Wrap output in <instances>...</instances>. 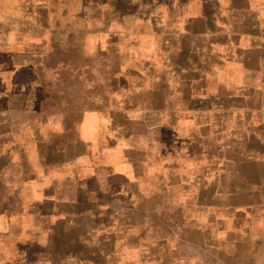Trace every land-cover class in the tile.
<instances>
[{
    "label": "crops",
    "instance_id": "obj_1",
    "mask_svg": "<svg viewBox=\"0 0 264 264\" xmlns=\"http://www.w3.org/2000/svg\"><path fill=\"white\" fill-rule=\"evenodd\" d=\"M57 1L107 102L0 58V264H264V0Z\"/></svg>",
    "mask_w": 264,
    "mask_h": 264
},
{
    "label": "rangeland",
    "instance_id": "obj_2",
    "mask_svg": "<svg viewBox=\"0 0 264 264\" xmlns=\"http://www.w3.org/2000/svg\"><path fill=\"white\" fill-rule=\"evenodd\" d=\"M63 4L64 14H68L67 7L75 9L70 1ZM65 21L57 0H0V58L12 50L25 49L36 59L45 57L46 66L37 75L52 91L55 105L84 110L102 107L107 102L106 84L93 82L87 58L83 60L85 66L79 67L81 52L73 36L64 30Z\"/></svg>",
    "mask_w": 264,
    "mask_h": 264
}]
</instances>
